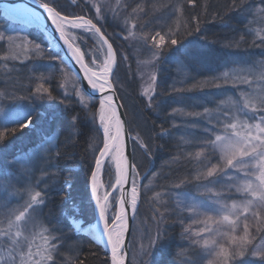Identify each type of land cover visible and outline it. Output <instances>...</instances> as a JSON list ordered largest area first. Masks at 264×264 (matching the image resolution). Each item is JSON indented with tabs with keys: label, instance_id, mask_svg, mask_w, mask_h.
Segmentation results:
<instances>
[{
	"label": "snow or ice",
	"instance_id": "obj_1",
	"mask_svg": "<svg viewBox=\"0 0 264 264\" xmlns=\"http://www.w3.org/2000/svg\"><path fill=\"white\" fill-rule=\"evenodd\" d=\"M81 2L85 14L77 15L65 10L59 0H36L39 8L47 13L50 27L63 41L62 47L67 49L65 55L74 62L73 68L78 66L75 72L68 68L59 52L45 53L39 43L35 44L34 49H29L31 41L27 40L23 42V47L15 44L5 55L0 56V61H4L7 67L8 61L19 60L20 52L17 49H20L25 53L34 52L39 59L46 57L57 61L60 73L69 78L75 77L70 92L67 83L60 85L65 89L61 103L65 105L66 112L74 111L78 106L83 115L77 112L70 118H61V130H67L65 144L71 142L73 147L76 143L73 137L83 135L80 129L86 128L92 133L89 140L94 143H89L92 159L87 163V183L89 205L95 202L93 211L98 215L99 225H102L99 236L106 237L102 264H129L127 237L132 232L130 221L136 220L141 203H147L151 217L145 222L146 226L140 235L142 243L139 253H133L137 264H156L154 257L167 245L169 228L177 225L182 228V238L188 241V246L177 253V256L182 257L180 264H264V59L249 58L243 62L233 59L231 63L237 67L231 72L224 71L222 77L194 81L187 87L171 86L168 95L175 94V103L192 99L193 106L210 102L209 94L203 92L205 87L220 89L229 83L233 88L238 84L247 87L220 100L215 108L204 107L203 112L172 109V117L179 115L193 118L184 120L185 127L201 129L199 137L185 140L186 144H195L197 148L194 156L189 152L186 157L187 161L195 162V172H189L178 182L159 185L161 190L155 191L154 185L143 182L146 176L139 171L141 164L135 160L137 144L141 155L151 163L156 152L152 139H173L174 133L161 127L160 132L153 135L127 134V122L118 111L123 105L117 101L122 99L118 93L125 89L127 83L126 79L121 78V66L129 58L120 53L114 43L121 39L123 33L122 39L129 42V47L136 45L152 53V59L143 62L146 66H158L162 50L169 48L166 41L170 40L173 46L181 43L177 38L178 33L171 29L167 33L162 32L169 20L184 15L183 0L151 7L150 0H133L135 6L130 3L121 6L118 0L115 7L108 0ZM71 3L80 7L77 0H71ZM187 4L195 8L197 0H187ZM226 9L224 14L211 11L212 19L218 18L222 28L231 30L228 13H236L247 21V31L238 41L230 40L223 47H240L242 42H246L245 35L253 36L252 46L264 47V28L251 27L252 24H264V0L258 3L255 0H231ZM8 12L5 10L6 15ZM208 16L209 7L205 4L201 14L192 15L185 23L188 36L194 33L201 35L198 40L187 41L184 45V59L176 61L180 72L187 73L195 71L197 67L207 66L212 54L211 45L215 43L208 41L207 36L202 34V25L207 22ZM249 17L252 19L249 20ZM106 25L119 28L120 31L109 33ZM13 41V37L0 33V48ZM38 67L33 64L29 72H37ZM12 71L20 74L15 66L9 69L8 74L11 75ZM189 78L186 77L181 83L186 84ZM36 79L40 83L35 89L28 88V96L14 97L28 100L29 103L17 104L12 113V123L19 128L29 131L39 129L36 142L27 151L7 155V145L0 143V264H86V259L79 256L82 242L67 243L70 233L57 222L55 209L49 207L50 189L47 186L40 188L45 180L41 178L33 183L38 170L53 184L58 183L56 174L49 173L47 169L58 170L62 155L60 152L52 155L60 133L54 131L51 125L45 127L55 106L49 104L41 112L44 106L36 103L45 98L56 99L52 91L44 87L51 75L46 77L41 73ZM150 80L151 85L142 93L147 100L144 110H151L159 118L166 101L158 98L161 94L156 91V71H152ZM85 81L87 86L84 85ZM196 89L201 91L202 100L184 95ZM97 93L100 94L98 97ZM72 94L76 97L75 101L72 100ZM4 95L7 94L0 93V96ZM97 99L99 108L93 112L91 108L95 107ZM48 109L53 112H48ZM128 140L133 141L130 152H126ZM182 158L183 151L173 156L172 161L178 163ZM113 163L114 183L111 180ZM101 172L109 178L103 198L99 194L97 182ZM160 178L168 180L169 176ZM126 185H130V190ZM65 187H72L68 179L55 191H62ZM109 188L111 192L107 191ZM185 188L189 190L184 191ZM117 191L121 193L119 197ZM149 192L153 193L150 197ZM74 224L73 221L68 228L71 229ZM193 225L200 227L194 229ZM37 227L40 228L38 233ZM225 240L226 244L222 242ZM257 240L260 242L257 243Z\"/></svg>",
	"mask_w": 264,
	"mask_h": 264
},
{
	"label": "trees",
	"instance_id": "obj_2",
	"mask_svg": "<svg viewBox=\"0 0 264 264\" xmlns=\"http://www.w3.org/2000/svg\"><path fill=\"white\" fill-rule=\"evenodd\" d=\"M169 2H173V0H150V7L152 5L159 6L162 3ZM59 3L65 10L69 12H73L77 15L85 14V9L81 0H77V3L80 4V7L73 5L71 3V0H59ZM117 3L114 5L112 4V6H117ZM124 3H130L135 6L133 0H119V4L121 6H123ZM183 3L185 7L184 15L180 18L173 17L171 20H169L168 25L164 27L162 32V34H164L167 33L169 29H171L173 32L178 33L177 38L180 39L181 43L173 46L170 45V40L166 41L169 44V48L162 50L159 65L156 66V73L158 76L156 91L157 93L161 94L158 98L166 101V103L163 105V110L159 118H157V116L154 115L151 110H144L147 100L141 98L137 94L136 89L137 84L134 67H136L135 65L140 60L141 55L148 56L151 54V52L142 50V48H140V51H138V53H140L139 56L133 57L130 52V47H128L126 41L122 39V36L124 35L123 33L121 34V39L116 40L114 43V47L119 49L120 53L128 55L129 58L128 62L126 64H122L121 66V78L122 80H124V77H129L130 80L128 81L126 79L127 83L125 89L121 93H118V95L122 96L121 100L123 102L124 111H126L130 135L136 136L138 133L144 136L153 135L154 133L160 132L161 127L170 129L174 133L173 139H160L158 137L152 139L151 143L154 147H156V152L151 163H149L146 157H143L141 155V150H139V145L137 144L138 150L135 153V160L136 162L141 164L139 171L146 176V179H144L143 182L145 184L151 183L152 185H154L155 191L161 190L159 185L178 182L179 179H183V177L189 172H191L192 174H194L195 172V162L187 161L186 157L187 153L189 152H191L194 156L197 148L195 144H192L191 146L186 144L185 140H192L193 137H199L201 134V129H190L185 127L183 123L184 120H191L193 118L181 117L179 115L172 117V109L183 108L185 109V111L201 112L204 107H214L218 99L220 98L218 93L220 89H217L215 87H205L203 89V92L209 94L208 100L210 102L195 104V106H193L194 101L192 99H186L183 103L178 104L174 102L176 98L175 94H172L171 96L168 95L171 86L175 85V87L180 88L190 86L194 81L203 82L206 79L212 78L216 70L232 65L231 61L233 59L239 58L240 54L252 51L248 47L250 41L247 35H245L246 42H242L240 44V47H223V45L228 41H238L241 35L245 34L244 31L246 22L245 20H242V18L236 13H228V17H230L229 23L232 26L231 30L222 28L220 20L218 18L213 20L210 15L211 11H219L221 14H224L227 11L226 5L231 3V0H197V7L195 8L188 5L187 0H183ZM205 4H207L209 7V16L207 22L202 25V28L204 30L202 34L207 36L208 41H215V43L211 45V58L208 61L207 66L204 68L197 67L195 71H189L187 73L180 72L178 70L176 61L184 59V45L187 41L198 40L201 35V33H194L192 36H188L187 29L185 28V23L188 19H190L192 15L201 14L203 12V7ZM2 14L3 13L0 7V27L10 23L20 25L19 22H16L13 19L9 20ZM106 28L109 33L120 31L119 28L111 27L108 25H106ZM25 29L27 30L28 34L33 33V40L44 43L43 47L47 45L48 40H46L47 37L44 31H41L33 25H26ZM88 47L91 48V44H89ZM1 52L2 48H0V55ZM58 52L61 56V51L59 50ZM136 60L138 61L136 62ZM29 65V63H24L23 65H21V67H16L20 71L19 75H17L15 71H12L11 75H9V70L7 73H5L6 68L4 69L2 67V63L0 62V92L7 94L1 97L4 103L9 104L11 102L18 101V99H14V97L28 96V88H36L38 84V79H36V77H39L41 72L37 71V73H30L28 69ZM42 72L45 76L51 75L50 81L44 84V87L49 88L52 91V95L55 96L56 99L48 100L47 98H45V100L36 101V103L42 104L44 106L40 109L41 112H44L46 106L49 104L55 106L54 113L53 115L48 116L45 127L51 125V128L54 131L60 133L59 139L58 141H56V147L53 148L52 155L55 156L57 152H60L62 155L58 162V170L47 169L49 173L56 174L58 183L53 184V182L47 179V177H43L42 172L39 170L35 172L33 183H35L37 179L43 178L45 180V183L40 184V188L42 189L47 186L50 189L48 192V198L51 201L49 207H53L55 209L57 222L60 224V226L64 227L65 230L70 233L67 243L71 245L78 241L82 242L83 247L79 252L80 258L86 259V264H102V261L105 259V250L103 246L98 242L92 240L85 232L83 233L80 230H75L74 226L71 229L68 228V225L72 224L71 220H75L77 222H80L81 225H84L93 223L95 220L94 218L96 217V213L93 211L94 201H92V204L89 205V186L87 183L89 180L87 163L92 159L89 143H94V141L89 140V137L92 136V133L86 128L80 129L83 132V135H80L78 138L75 136L73 137V140L76 141L75 147L72 146L71 142L65 144L67 130H61V118H70L77 112H81V110L77 106L74 111H65V105L61 103L64 92H62L60 87L61 75L58 73L60 71H58L56 68L53 70H47L45 68V72ZM29 76L32 77L31 81L29 80ZM186 77L190 78L187 79L186 84H182L181 81H184ZM191 78H194V80ZM184 95L189 98L195 97L197 99H203L202 93L199 89H196L189 93H185ZM72 100H76L74 94H72ZM20 101H26V103H29L28 100ZM98 107L99 101L97 99L95 101V107H92L91 111H97ZM48 112L52 113L53 110L48 109ZM81 115H83L82 112ZM173 125H176V127H173ZM12 129H16V131L13 132ZM38 131L39 129L35 131H29L28 129L19 128V126L15 123H12V121L5 122L3 129L0 131V143L7 145L5 154H14L17 151H27L28 149L32 148L37 140ZM73 131L76 130L74 129ZM100 139L102 146V133ZM131 143L133 144L132 140ZM181 151H183L184 158H182L178 163H174L172 161V157L176 156ZM42 166L43 165H41V167ZM177 169H179V171H177ZM154 173L156 174L155 177L153 176ZM101 176L102 182L105 187V185L108 183L109 178L103 172L101 173ZM161 176H169V179L163 180L160 178ZM65 179H68L69 183H71V189L65 187L62 191H55L56 188H59L61 185H63ZM111 180L113 183L115 182L114 163L112 166ZM111 190L112 189L110 188L107 189L108 192H110ZM183 190L188 191L189 188H185ZM152 195V192L148 193L149 197ZM139 210L140 211L137 216H141L143 218H145V216L148 217V215L151 216V209L148 207L147 203H141ZM45 211H47V209ZM112 211L114 212L115 209L113 208ZM131 228L132 232L130 234L129 255L132 252V238L136 231L134 225H132ZM37 229L40 228L37 227ZM181 232L182 228L179 225L169 228L168 243L155 256L154 260L156 264H170L172 263V260L177 261V263L180 262V259H182V257L177 256V253H179L182 248H186L188 246V241L182 238Z\"/></svg>",
	"mask_w": 264,
	"mask_h": 264
},
{
	"label": "rangeland",
	"instance_id": "obj_3",
	"mask_svg": "<svg viewBox=\"0 0 264 264\" xmlns=\"http://www.w3.org/2000/svg\"><path fill=\"white\" fill-rule=\"evenodd\" d=\"M117 1L118 0H108V2L111 5L112 4L113 5L116 4ZM258 2H259V0H255V3H258ZM10 9H12V10L10 12H8L7 15L5 14V10L6 9L5 10L1 9L2 13H3L2 15L5 16L6 18H8L9 20L13 19L16 22H19L20 25H15L14 23H10V24H5V26L0 27V33H5L6 37L7 36H11V37L14 38L13 42L6 44L5 47L2 48V52H1L0 56L5 55L11 48L14 47L15 44H20L23 47V42L25 40L31 41V43L28 44V48L29 49H34L35 44L39 43L41 45L42 49L45 51V53H47L49 51H57V52L59 51L56 42L51 40L48 36H46L47 37L46 40H48L47 45H45L44 47H43L44 43L37 42V41L33 40V33L32 34H28L27 30L25 29V26L27 25L25 23V20H27V19H23L22 17L20 18L19 17L20 16V12L17 9H14V8H10ZM250 19H252V18L249 17V20ZM20 20H22V21H20ZM242 20H244V19L242 18ZM245 22L247 23V21H245ZM251 27L253 29L264 28V24H259V23L252 24ZM246 31H247V29L245 28L244 32H246ZM247 36H248V39L250 41V44H248V47L252 51L240 54L239 58H237V59L240 60L241 62L247 61L249 58H253V59H256V60L264 59V47H254V46H252L251 43H252V40H253V36H251V35H247ZM257 43H259L258 40H257ZM126 44L129 47V42L128 41H126ZM130 49H131V51H130L131 55L133 57H135V56L138 57L139 56V54H140V53H138V51H140V47L139 46L133 45L132 47H130ZM142 50H145V49H142ZM17 51L20 52L19 60H16V61H11L10 60V61H8L7 62V67L5 66V62L4 61H0L2 63V67L4 69L5 68L7 69V70L5 69V73H7L8 70L11 69L13 66L21 67V65H23L24 63H29L30 64L28 69H30L33 66V64L38 65L39 66L38 67V71L41 72V73H43L42 71L45 72V68L47 70L48 69L49 70H53V69L56 68L59 71L60 65H59V63L57 61L49 60L46 57L44 59H39L38 56L34 52L25 53V52L21 51L20 49H17ZM27 56H31L32 58L31 59H26ZM151 59H152V53L150 55H148V56L141 55L140 60L139 61L136 60V62L138 61V63L135 65L136 67H134L135 68L136 84H137V88H136L137 89V94L141 98H144V99H146V97H144L142 95V93L146 89H148L149 86L151 85L150 75H151L152 71H156V66H154V65H147L146 66L143 62L151 60ZM21 61H24V63L21 64ZM64 63L68 66L67 61L64 62ZM235 67H237V66L234 65V64L226 66V67H223V68H221L219 70H216V72L213 75L222 77V74H223L224 71L231 72L232 69L235 68ZM35 73H37V72H35ZM58 73L61 75V78H60L61 84L62 83H67V90L70 92L71 88H72V81L75 80V77L72 76L71 78H69V76H66V75H64V74H62L60 72H58ZM46 76H49V75H46ZM124 79H127L128 81L130 80L129 77L128 78L124 77ZM209 79H211V78H209ZM37 83L39 84L40 81L37 80ZM221 83H223L222 79H221ZM246 87H247L246 85L238 84L236 88H233L231 83L223 85V87L220 88V90L218 92L220 98L218 97L219 99H218L217 103L220 100L225 99L227 96H230V95H233L234 93H237L238 89L246 88ZM61 90H62V92H65L64 88H61ZM1 97H3V96H0V126H4L5 122L12 121V119H13V114H12L13 113V108L17 104H27V103H26V101L24 102V101L18 100V101H14V102H11L9 104H6V103H4V101L2 100ZM85 98H87V96ZM215 106L212 107V108H215ZM201 112H203V110ZM98 122L99 121L97 119V123ZM2 129H3V127H0V131ZM99 176H100V178H99V182H98V185H99V189L98 190H99V194H100L101 198H103L106 189H105L104 184L102 182L101 174H99ZM119 192L120 191H117V193H116L117 197L119 195ZM228 203H231V201H228ZM185 215H187V214H185ZM150 217H151L150 215H148V217L145 216V218H143L141 216H137L136 220L132 221V225H134V227L136 228V231H135L134 236L132 238L133 239V243H132V247H131L132 252H131V254L129 255V258H128L129 264H137V260L133 258V253H136V254L139 253L140 244L142 243V241L140 240V235L142 234L143 229L146 226L145 222ZM71 221L75 222V224H74L75 230H80L84 226V225H81L80 222H77L75 220H71ZM192 227L194 229H196V228L200 227V225H193ZM36 231L38 233L40 231V229H37ZM253 231H254V229H253ZM37 240H39L38 236H37ZM222 242H224L226 244V240L222 241ZM256 242L259 243L260 241L257 240ZM173 262H174V264H180V262L177 263V261H175V260H172V263H170V264H173Z\"/></svg>",
	"mask_w": 264,
	"mask_h": 264
},
{
	"label": "water",
	"instance_id": "obj_4",
	"mask_svg": "<svg viewBox=\"0 0 264 264\" xmlns=\"http://www.w3.org/2000/svg\"><path fill=\"white\" fill-rule=\"evenodd\" d=\"M0 7L1 9H8V8H14V9H17L19 10L20 12L22 11L23 13L26 12V9H30L32 11H35L36 13H38L40 15V20H33L32 23L31 22H28V20H25V23H28V25L32 26H36L38 27L41 31H44V33L46 34V36H48L51 40L55 41L59 50H61V53H62V58L64 59V56H65V53L67 52V49L66 48H63V41L59 40V34L58 33H55V30L53 27H50V24L51 22L47 20V15L46 13L43 11V9L39 8L38 4L36 3V0H0ZM25 11V12H24ZM22 21V20H20ZM68 63V67L70 69H72L73 72H75L77 69H78V66H76V68H73V64L74 62L70 60H66L64 59V62ZM82 75V73H81ZM84 85L87 86V82L85 81L84 82ZM97 97L100 95L99 93L96 94ZM118 103H120L121 105H123V102L122 100H119L117 101ZM119 113L122 114V119L124 121H126V129H127V134L129 136L130 135V132H129V127H128V121H127V116H126V111H124V106L120 107L118 109ZM131 148H132V143H131V140H128L127 141V149H126V152H130L131 151ZM126 188L130 190V185H126ZM121 195V193L119 192V195L118 197ZM94 207H95V202H94ZM129 215L131 216V213H129ZM97 214H96V218H97ZM94 220V223L96 222V219ZM131 223V226H132V221H130ZM90 224H84V226L80 229L81 232H85L92 240H94L89 231L86 230L87 229V226H89ZM131 234V233H130ZM130 234L128 235L127 237V240H128V248L130 246ZM96 242H98L99 244H101L100 241L98 240H94ZM102 245V244H101ZM104 250H106V246L103 247ZM130 253V251H129ZM129 258V256H128ZM129 261V260H128Z\"/></svg>",
	"mask_w": 264,
	"mask_h": 264
},
{
	"label": "bare ground",
	"instance_id": "obj_5",
	"mask_svg": "<svg viewBox=\"0 0 264 264\" xmlns=\"http://www.w3.org/2000/svg\"><path fill=\"white\" fill-rule=\"evenodd\" d=\"M25 9H26V12L24 11L25 13H23L22 11L20 12L18 10L20 12V16H19L20 18L22 17L23 19H27L28 22H31V23L35 19L40 20V15L38 13H36L35 11H32L30 9H27V8H25ZM7 10H9V12H10L12 9L8 8ZM46 15H47V13H46ZM37 17H38V19H37ZM64 59L70 60V57L65 55ZM99 178H100V176L98 175L97 182H99ZM96 219H97L96 222L87 226L86 230L89 231L91 237L94 240L100 241L102 246L105 247L106 246V237H100L99 236V233L102 232V225H99V223H98V216ZM94 233H95V236H94Z\"/></svg>",
	"mask_w": 264,
	"mask_h": 264
}]
</instances>
